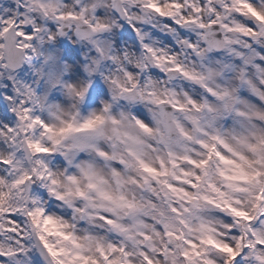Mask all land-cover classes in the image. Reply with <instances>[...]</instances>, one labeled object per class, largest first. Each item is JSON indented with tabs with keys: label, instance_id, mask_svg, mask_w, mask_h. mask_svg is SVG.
<instances>
[{
	"label": "snow or ice",
	"instance_id": "obj_1",
	"mask_svg": "<svg viewBox=\"0 0 264 264\" xmlns=\"http://www.w3.org/2000/svg\"><path fill=\"white\" fill-rule=\"evenodd\" d=\"M0 264H264V0H0Z\"/></svg>",
	"mask_w": 264,
	"mask_h": 264
}]
</instances>
